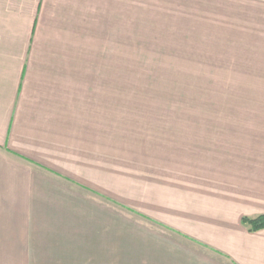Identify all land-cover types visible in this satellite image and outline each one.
I'll use <instances>...</instances> for the list:
<instances>
[{
  "label": "crops",
  "instance_id": "crops-1",
  "mask_svg": "<svg viewBox=\"0 0 264 264\" xmlns=\"http://www.w3.org/2000/svg\"><path fill=\"white\" fill-rule=\"evenodd\" d=\"M126 6L0 0L2 264H115L114 249L91 245L114 242L117 199L115 184L101 181L83 77L101 74L97 61L109 60L101 51ZM239 58L264 69V0H239ZM262 116L250 138L239 136L235 173L204 169L175 181L164 205L159 191L142 199L139 264H264V229L243 222L264 216Z\"/></svg>",
  "mask_w": 264,
  "mask_h": 264
},
{
  "label": "rangeland",
  "instance_id": "rangeland-1",
  "mask_svg": "<svg viewBox=\"0 0 264 264\" xmlns=\"http://www.w3.org/2000/svg\"><path fill=\"white\" fill-rule=\"evenodd\" d=\"M129 7L116 12L109 51H101L109 60L97 61L101 74L83 77L101 181L115 184L117 199L114 242L91 245L114 249L115 264H139L143 198L159 191L164 205L175 181L191 173H235L239 136L250 138L254 117L264 116V69L239 58V0H131Z\"/></svg>",
  "mask_w": 264,
  "mask_h": 264
},
{
  "label": "trees",
  "instance_id": "trees-1",
  "mask_svg": "<svg viewBox=\"0 0 264 264\" xmlns=\"http://www.w3.org/2000/svg\"><path fill=\"white\" fill-rule=\"evenodd\" d=\"M244 224L249 225L251 231H259L264 229V216L257 219H243Z\"/></svg>",
  "mask_w": 264,
  "mask_h": 264
}]
</instances>
